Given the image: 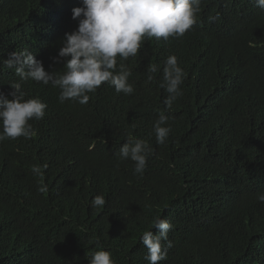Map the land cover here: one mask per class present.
<instances>
[{"label": "trees", "instance_id": "1", "mask_svg": "<svg viewBox=\"0 0 264 264\" xmlns=\"http://www.w3.org/2000/svg\"><path fill=\"white\" fill-rule=\"evenodd\" d=\"M82 5L0 0V94L19 79L3 64L11 52L27 50L63 72L53 58ZM169 55L185 73L170 110L160 86ZM123 63L134 93L104 83L87 104L59 102L50 84L23 83L26 97L47 108L30 121V138L0 142V264H89L98 250L115 264H148L141 236L158 231L156 217L173 226L159 264H264V9L254 0H202L184 36L146 37ZM150 65L159 69L152 80ZM161 113L171 127L162 145L153 129ZM129 134L152 149L142 175L117 155ZM96 195L103 207L92 206Z\"/></svg>", "mask_w": 264, "mask_h": 264}, {"label": "clouds", "instance_id": "2", "mask_svg": "<svg viewBox=\"0 0 264 264\" xmlns=\"http://www.w3.org/2000/svg\"><path fill=\"white\" fill-rule=\"evenodd\" d=\"M202 0H83V5L72 9L73 19L78 27L64 35L56 63H63V72L46 70L42 60L27 50L11 52L3 60L8 69H14L19 77L10 84L11 91L0 94V142L23 136L30 138L33 127L30 121L45 116L47 104L39 97L27 98L23 83L29 80L58 88L59 102L68 100L87 104L90 96L102 84L107 83L117 93L131 95L135 89L129 82L131 69L123 61L137 55L143 40L155 37L167 41L179 38L196 23ZM257 7L264 9V0H254ZM215 19V18H210ZM117 57L121 63L117 68ZM161 87L167 93L165 105L171 109L174 102L183 95L181 85L184 70L176 55H169L163 61ZM156 65L148 68V79L158 71ZM164 113L154 122L153 129L158 144H164L171 132ZM121 160L134 162V172L143 174L152 149L148 142L129 134L117 153ZM39 171V169H34ZM43 191V189H41ZM264 202V196L259 197ZM103 195H96L93 207H103ZM157 232L146 230L141 243L147 249L144 259L148 264H159L167 259L168 249L173 243L168 238L172 224L166 218L156 217L152 221ZM166 242V243H165ZM89 264H115L111 253L98 250L87 254Z\"/></svg>", "mask_w": 264, "mask_h": 264}]
</instances>
